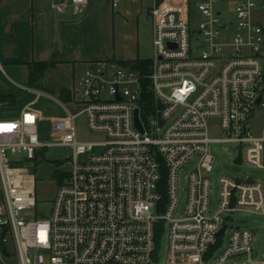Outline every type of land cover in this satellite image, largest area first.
I'll use <instances>...</instances> for the list:
<instances>
[{"label":"built area","instance_id":"built-area-1","mask_svg":"<svg viewBox=\"0 0 264 264\" xmlns=\"http://www.w3.org/2000/svg\"><path fill=\"white\" fill-rule=\"evenodd\" d=\"M87 5L57 0L53 9L81 15ZM261 11L264 0H153L146 68L84 65L71 91L80 111L66 108L67 128L53 121L58 137L50 142L41 138L42 115L34 109L50 95L33 91L36 101L16 117L0 99V264H158L159 228L162 235L168 229L167 264H264L254 259L253 231L228 234L227 222L237 212L264 216L263 183L222 178L218 210L210 214L213 143L238 146L248 165L264 169V135L251 125L264 111ZM194 13L202 18L197 29ZM82 116L96 139L80 138ZM214 120L221 139L211 137ZM52 147L72 149L70 177L49 217L38 220L36 168ZM195 161L181 189V173Z\"/></svg>","mask_w":264,"mask_h":264},{"label":"crops","instance_id":"crops-1","mask_svg":"<svg viewBox=\"0 0 264 264\" xmlns=\"http://www.w3.org/2000/svg\"><path fill=\"white\" fill-rule=\"evenodd\" d=\"M56 1L0 0V62L2 64L3 60L12 71H17V66H25L28 84L29 64L55 61V66L47 71L72 75L71 82L60 81L56 87L58 98L65 102L72 103L75 74L87 63L141 60V25L146 15L149 16L152 43L149 10L153 0H119L117 8L113 6L114 0H88L81 15H74L72 11L63 15L56 13L53 9ZM43 78L37 87L43 84ZM63 91L70 93L69 100L62 96ZM0 94L15 96L14 103L7 102V114L11 117L18 116L24 107L36 101L20 105L21 99L2 85Z\"/></svg>","mask_w":264,"mask_h":264},{"label":"rangeland","instance_id":"rangeland-1","mask_svg":"<svg viewBox=\"0 0 264 264\" xmlns=\"http://www.w3.org/2000/svg\"><path fill=\"white\" fill-rule=\"evenodd\" d=\"M193 27L197 29L199 24L202 22L200 15L194 13ZM149 16L146 15L142 19L141 33V60L148 61L153 57V47L150 37V27H149ZM260 20L264 25V11L260 12ZM3 63L4 61L1 60ZM2 63V64H3ZM5 73L0 74V85L11 90L20 98V105H24L29 101L36 100L37 94L33 91L41 90L42 92H48L51 96L55 97L63 105L56 102L55 100L49 98H41L34 108L42 115V123L40 125V134L44 142H50L53 140L51 134H57V129L53 125V119L59 121L62 127L67 128L66 119L68 118V113L66 108L72 113L77 114L80 108L75 107L72 103H68L58 98V86L60 81L71 82V73L65 74V72H50L47 71L43 78V84L38 89L31 88L32 92H26L20 89L17 85H22L28 87L27 75L25 66H17V71L10 70V67L3 64ZM76 75V74H75ZM45 84V85H44ZM65 124V125H64ZM80 138L84 140H94L97 137L87 131L86 119L84 116L79 117L76 121ZM211 129L210 134L213 139H221L222 132L219 126V122L214 120L210 123ZM251 125L254 129L255 136L264 135V111L259 110L253 120ZM56 137V138H57ZM55 140V139H54ZM210 153L216 158L215 167L212 173H210L212 194H211V211L210 214L213 215L218 210V204L220 201L221 193V180L222 178H229L234 181L244 182L249 177H253L256 181L264 184V169L257 167H252L245 162L244 154L240 151L239 147L234 144H224V143H213L210 147ZM44 162L37 166L36 173H38V179L36 184V196L38 207L36 211L32 212V216L36 219H47L51 213L52 202L55 199L56 192L62 184L66 183L70 177L68 171L72 160L70 156L72 155V149L68 147H52L44 150ZM83 158H81V161ZM192 163L189 167H186L181 173V189L185 187V176L193 168ZM64 166V167H63ZM59 170V171H58ZM65 173V174H64ZM183 195V191L181 192ZM225 216V215H224ZM230 228L228 229V234L232 228H248L253 231L255 235L254 249H255V260L264 261V216H258L251 213H241L237 212L230 216L227 220ZM169 238L168 229L162 235L160 248L158 252V264H167L169 253ZM245 259V258H243ZM16 260H11V263H15ZM227 264H231L228 262Z\"/></svg>","mask_w":264,"mask_h":264},{"label":"trees","instance_id":"trees-1","mask_svg":"<svg viewBox=\"0 0 264 264\" xmlns=\"http://www.w3.org/2000/svg\"><path fill=\"white\" fill-rule=\"evenodd\" d=\"M149 61H137L134 63H126V62H118L117 64L122 65V66H134L137 69H145L146 66L148 65ZM56 62L55 61H51V62H43V63H31L28 65V85L32 88H36L39 84V82L42 80V78L44 77L45 73L47 72L48 69H50L51 67L55 66ZM63 97L65 98V100H69L70 99V93L68 91H63L62 93ZM0 99L3 101H10L11 103L15 102V96L14 95H1L0 94ZM148 100H149V106H150V110L152 111L153 108V103L154 100L152 98V96H148ZM162 231L159 228V231L157 232V242L160 245L161 242V238H162Z\"/></svg>","mask_w":264,"mask_h":264},{"label":"water","instance_id":"water-1","mask_svg":"<svg viewBox=\"0 0 264 264\" xmlns=\"http://www.w3.org/2000/svg\"><path fill=\"white\" fill-rule=\"evenodd\" d=\"M134 68H135L134 66L131 67L132 70H134ZM260 101H261V98L259 99V103H260ZM158 108H159V110H161L163 108V106H162L161 103H159ZM135 119H136V125H137V127L142 131V128H141L140 123H139V120H138V111L135 112ZM161 125H163V121H161ZM38 161H39V163H41L42 162V158H39ZM250 181H252V179H250ZM225 230H226V227H224L222 229L221 233L219 234L220 237L223 235V233L225 232Z\"/></svg>","mask_w":264,"mask_h":264}]
</instances>
